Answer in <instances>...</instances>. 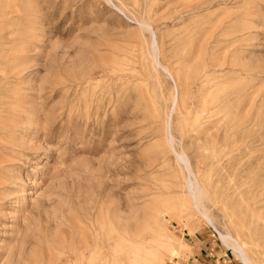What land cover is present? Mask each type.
Returning a JSON list of instances; mask_svg holds the SVG:
<instances>
[{
    "label": "rangeland",
    "instance_id": "rangeland-1",
    "mask_svg": "<svg viewBox=\"0 0 264 264\" xmlns=\"http://www.w3.org/2000/svg\"><path fill=\"white\" fill-rule=\"evenodd\" d=\"M0 73V264H264V0H0Z\"/></svg>",
    "mask_w": 264,
    "mask_h": 264
},
{
    "label": "bare ground",
    "instance_id": "bare-ground-1",
    "mask_svg": "<svg viewBox=\"0 0 264 264\" xmlns=\"http://www.w3.org/2000/svg\"><path fill=\"white\" fill-rule=\"evenodd\" d=\"M139 24V23H138ZM140 25H142V24H140ZM209 66V65H208ZM15 67V66H14ZM215 68V67H214ZM222 68V67H221ZM2 69V68H1ZM12 69V68H11ZM14 69V68H13ZM10 70V69H9ZM12 71H15V69L14 70H12ZM7 73H10V71H8ZM14 72H12L11 74H13ZM1 74V73H0ZM3 74V73H2ZM15 75V74H14ZM8 76V75H7ZM12 76V75H11ZM9 77V76H8ZM7 77V78H8ZM13 77V76H12ZM14 78V77H13ZM5 79V78H4ZM202 82H206V80H203ZM207 83V82H206ZM2 85H3V83H2ZM178 92V91H177ZM178 94V93H177ZM175 96H177V95H174L173 96V98L174 99H176L177 97H175ZM4 97V96H3ZM1 98V97H0ZM8 98V97H7ZM6 98V99H7ZM174 99L172 100V105H174L175 104V101H174ZM178 99V98H177ZM1 101V100H0ZM2 101H3V98H2ZM3 103V102H2ZM7 104V103H6ZM5 104V105H6ZM11 104V103H10ZM2 105V104H1ZM0 105V106H1ZM3 106V105H2ZM9 106V105H8ZM1 108V107H0ZM172 108V107H171ZM170 108V109H171ZM196 126V125H195ZM179 158L181 157L180 156V153L179 154H176ZM180 159H182V158H180ZM183 161V160H182ZM185 165H186V162H183ZM185 167V166H184ZM193 174V173H192ZM188 176V175H187ZM194 180V179H193ZM196 180V179H195ZM187 195L191 198V200H192V205H193V207L195 208V210L204 218V219H206L207 221H210V218L208 217V215H207V209H205V207H204V205H203V203H202V198H201V193H200V190L197 188V186L194 184V183H192V182H190V181H188V183H187ZM219 237H220V239L222 240V243L228 248V249H230L233 253H235L237 256H238V258L243 262V264H255L254 262H253V260L247 255V253L245 252V250H244V247H243V245L240 243V241L237 239V238H235V237H232V236H230V235H227V234H223V233H220L219 232ZM243 243V242H242ZM89 244V243H88ZM86 246V245H85ZM107 247H108V245H107ZM90 248V247H89ZM109 248V247H108ZM48 250V249H47ZM94 250L93 249H88V246L87 247H85V252L86 253H88V255L90 256L91 254H92V252H93ZM83 251H81V252H79L78 253V255L79 256H83V253H82ZM84 252V253H85ZM50 253V252H49ZM48 253V254H49ZM93 255V254H92ZM39 258H40V261L39 260H36V261H34L33 259H28L27 258V260H26V264H38V262H39V264H43L44 262H47L48 264H50L49 263V261L47 260V256L45 255V254H40V256H39ZM72 260V259H71ZM70 259H69V261L67 260H59L58 258H56V260H53L52 261V264H69V263H71L72 261H71ZM54 262V263H53Z\"/></svg>",
    "mask_w": 264,
    "mask_h": 264
},
{
    "label": "crops",
    "instance_id": "crops-1",
    "mask_svg": "<svg viewBox=\"0 0 264 264\" xmlns=\"http://www.w3.org/2000/svg\"><path fill=\"white\" fill-rule=\"evenodd\" d=\"M192 251L193 253L186 264H236L226 252L216 250L208 236L200 239L196 237V241H193Z\"/></svg>",
    "mask_w": 264,
    "mask_h": 264
}]
</instances>
